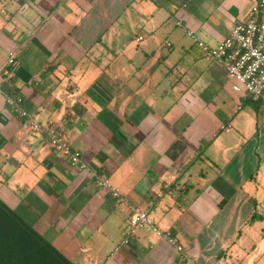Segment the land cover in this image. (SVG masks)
Masks as SVG:
<instances>
[{
    "label": "crops",
    "instance_id": "obj_1",
    "mask_svg": "<svg viewBox=\"0 0 264 264\" xmlns=\"http://www.w3.org/2000/svg\"><path fill=\"white\" fill-rule=\"evenodd\" d=\"M253 2L0 0V201L52 249L10 252L0 221V264H179L148 227L113 253L132 212L98 174L197 264H264V103L187 34L216 47ZM4 95L55 122L87 170Z\"/></svg>",
    "mask_w": 264,
    "mask_h": 264
},
{
    "label": "built area",
    "instance_id": "obj_2",
    "mask_svg": "<svg viewBox=\"0 0 264 264\" xmlns=\"http://www.w3.org/2000/svg\"><path fill=\"white\" fill-rule=\"evenodd\" d=\"M187 34L197 42L207 56L222 65L226 79L231 83L234 92L245 93L251 101L264 103V0H254L246 20L238 22L229 36L216 47H209L197 41L191 32ZM142 39L143 37H138L136 41L140 42ZM14 58L15 52H9L8 66L14 64ZM0 95H3L1 85ZM4 102L16 113L18 118L27 121L31 132L43 135L47 139L50 148L62 158H65L71 167L83 171L87 170L85 163L82 161L81 153L72 148L65 140L55 122L51 120L46 122L35 121L22 108L23 99L20 96L4 95ZM229 129L228 126L221 128L223 131H229ZM95 184L98 188L106 190L108 195L116 202L126 205L132 212L128 229L123 239L114 248L113 253L126 245L138 230L148 227L173 249L179 264H197L195 257L179 244L170 231L160 230L153 225L146 212L131 208L128 200L120 194L117 188L110 184L105 175H96Z\"/></svg>",
    "mask_w": 264,
    "mask_h": 264
},
{
    "label": "trees",
    "instance_id": "obj_3",
    "mask_svg": "<svg viewBox=\"0 0 264 264\" xmlns=\"http://www.w3.org/2000/svg\"><path fill=\"white\" fill-rule=\"evenodd\" d=\"M0 221H6L8 225L7 236L11 239V241L8 240V249L10 252H15L14 254H17V252H23V248H25V251H32L34 247L38 246H44L52 250L50 246L32 230L31 226L25 224L22 219L16 216L15 213L9 210L1 201ZM22 237L26 241L20 243V240L23 239ZM65 263L71 264L68 261H65Z\"/></svg>",
    "mask_w": 264,
    "mask_h": 264
}]
</instances>
